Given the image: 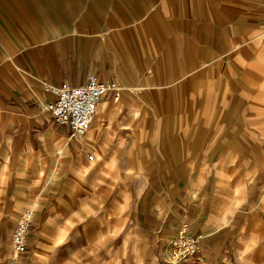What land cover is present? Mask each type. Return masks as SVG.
<instances>
[{
    "label": "crops",
    "instance_id": "1",
    "mask_svg": "<svg viewBox=\"0 0 264 264\" xmlns=\"http://www.w3.org/2000/svg\"><path fill=\"white\" fill-rule=\"evenodd\" d=\"M262 33L264 0H0V244L24 205L46 216L38 237L50 227L58 204L46 192L60 169L108 200L113 177L107 167H135L122 153L156 151L162 153L151 163L156 177L184 184V195L153 204L125 237L144 226L156 245L185 224L200 247L180 264H264V187L237 192L243 164L257 185L264 111L217 112L212 127L208 113L200 123L193 113L208 102L209 87L221 89V104L234 106L244 103L241 88L260 86ZM90 73L159 96L105 98L86 133L71 136L52 120L46 107L53 95L44 85H78ZM172 103L171 112L161 109ZM143 119L160 120L157 144L144 139L149 120ZM116 156L120 163L112 162ZM118 197L116 212L130 211L131 218L126 198ZM34 226L35 220L28 245ZM134 247L140 258L146 245L136 240ZM162 259L175 264L167 248Z\"/></svg>",
    "mask_w": 264,
    "mask_h": 264
},
{
    "label": "rangeland",
    "instance_id": "2",
    "mask_svg": "<svg viewBox=\"0 0 264 264\" xmlns=\"http://www.w3.org/2000/svg\"><path fill=\"white\" fill-rule=\"evenodd\" d=\"M259 83V87L241 88L240 96L241 101L244 103L234 106H231V103L229 105L221 104L220 102L224 100L221 89L216 86L209 87L207 92L208 102L203 104V106L196 104L194 107V118L197 111L199 116V119L196 118L194 120L200 123L203 119L200 115L208 113L210 117L208 121L210 125L208 127H212L217 122L214 118L217 112L233 110L240 112L264 111V80ZM120 85L123 86L122 83ZM152 90L151 88L123 87L117 100L121 99L124 92L129 95L158 97L159 95L157 93L153 94ZM237 90L240 89H234L233 92L235 93ZM227 99L229 100L230 97H227ZM246 99L247 102H245ZM256 100L257 103L254 102ZM174 106V103L163 105L161 109H169L171 112ZM141 120L138 119V121ZM143 120L148 121L149 119ZM174 121H172L173 124H175ZM148 122L147 131L149 134L144 136V139L148 140L147 143L157 144L158 135L153 133H156V125H159L160 120L150 119ZM240 122L246 123L247 121L243 120ZM245 128H248L247 125ZM152 137L156 141L150 142ZM161 154L156 151L122 153V158L123 156H126V158L128 156L130 159L126 160V163H130V165L138 164V166L107 167V172L111 171L113 177L112 193H110L111 197L108 200H104L102 195L93 192V189L85 180L79 182L69 181L66 178L73 181V177L67 176L68 171L65 167L60 169L59 175L55 177V180L48 181V191L46 192L48 199L57 201L58 204V209L50 216V221H52L50 227L45 228L46 231H43L42 234H39L41 236L38 237L39 221L46 216H44L43 211H40L39 216L34 215L31 205L22 206L16 214L7 238L0 244V249H3L0 254V264H157L156 258L159 259V264H163L162 258L166 255V248L170 255L169 242L162 241V243L153 245L151 238H146L144 226H142L143 228H138L137 232L128 239L125 237L129 227L144 219L145 215L148 216L147 213L151 211L150 207L153 204L157 205L163 200H172V198L176 197L175 194L184 195V184L164 183L160 182L156 177L155 172L159 169L152 166L151 163L159 160ZM146 157L150 160V166L139 165V162L142 159H146ZM118 158L121 157L116 156V161L112 162L120 163ZM243 165L239 167L240 188L237 192L241 195H247L249 190H255L257 186H259L258 190L264 187V185H259L264 180V151L257 152L258 168L255 176H257L258 180L256 186L253 182L250 184V181L255 177L253 178L252 173L249 174L247 164ZM116 176H118V181L115 183ZM249 185H252L253 189ZM118 193H122L126 198L128 208L132 211L131 218L130 216L128 217L131 213L130 211L129 213L116 212ZM242 200L238 201V204L241 205ZM26 208L31 211L32 221L35 220L29 245L27 244V251L17 258L9 259V252H11L9 244L10 234L18 216ZM136 240L140 244L146 245V249L140 258L137 257L134 247ZM11 256L12 254H10ZM139 259L142 260L140 261Z\"/></svg>",
    "mask_w": 264,
    "mask_h": 264
},
{
    "label": "built area",
    "instance_id": "3",
    "mask_svg": "<svg viewBox=\"0 0 264 264\" xmlns=\"http://www.w3.org/2000/svg\"><path fill=\"white\" fill-rule=\"evenodd\" d=\"M44 89L53 95L46 107L52 120L68 127L71 136H80L90 128L100 102L105 98L117 100L122 87L115 80H102L90 73L81 84L74 85L64 81L59 85L45 84ZM89 159H92V155H89ZM31 223L30 209H23L10 239L11 251L15 258L27 251V236ZM169 243L170 258L175 264L192 259L200 247L199 236L189 232L185 224L170 238Z\"/></svg>",
    "mask_w": 264,
    "mask_h": 264
},
{
    "label": "bare ground",
    "instance_id": "4",
    "mask_svg": "<svg viewBox=\"0 0 264 264\" xmlns=\"http://www.w3.org/2000/svg\"><path fill=\"white\" fill-rule=\"evenodd\" d=\"M9 253H11V254H12V256H11V257L14 259V258H15V254H13L12 252H9Z\"/></svg>",
    "mask_w": 264,
    "mask_h": 264
}]
</instances>
